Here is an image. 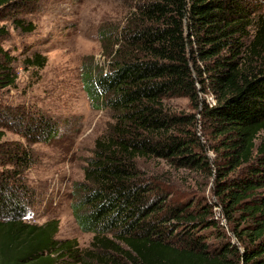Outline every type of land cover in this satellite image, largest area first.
<instances>
[{"label": "trees", "instance_id": "trees-1", "mask_svg": "<svg viewBox=\"0 0 264 264\" xmlns=\"http://www.w3.org/2000/svg\"><path fill=\"white\" fill-rule=\"evenodd\" d=\"M19 1L0 0V13ZM131 1L107 68L89 63L81 72L91 108L111 120L73 189L72 215L92 241L81 249L56 238L59 221L28 222L31 194L22 181L32 161L20 146L3 154L12 168L0 171V264H264V14L252 20L241 0ZM110 36L100 31L102 42ZM46 61L35 53L24 63L41 70ZM15 80L0 65V85ZM206 81L213 106L199 98ZM181 97L219 138L223 163L215 174L194 131L196 115L167 109ZM17 133L28 143L47 142L57 125L37 115ZM144 158L209 173L219 202H175L144 179L137 167Z\"/></svg>", "mask_w": 264, "mask_h": 264}, {"label": "rangeland", "instance_id": "rangeland-1", "mask_svg": "<svg viewBox=\"0 0 264 264\" xmlns=\"http://www.w3.org/2000/svg\"><path fill=\"white\" fill-rule=\"evenodd\" d=\"M241 1L252 20L264 14V0ZM132 6L131 0H20L14 8L0 13V28L5 32L0 34V65L8 66L16 77L13 86L0 85V171L12 168L3 154L16 147L27 148L32 165L24 171L22 182L31 194L28 222L41 225L59 221L56 238L74 239L81 249L89 247L93 234L80 231L74 220L73 189L82 183L95 141L111 122L106 111L91 108L82 87V66L92 63L107 68L106 56L125 27ZM15 19L33 25L34 31L15 28ZM102 30L111 32L105 42L100 38ZM249 33H253L252 27ZM35 53L47 59L41 70L24 63ZM197 65L203 70V64ZM205 86V95L198 87L199 98L213 106L216 101L207 81ZM166 106L170 112L196 115L194 131L215 174V168L223 163L219 138L188 98L170 99ZM37 115L55 122L57 135L47 142L28 143L17 131ZM137 167L146 181L168 191L175 202L198 199L213 204L220 200L214 190L215 177L209 173L176 169L155 158L138 159ZM214 215L231 235L219 208L214 209Z\"/></svg>", "mask_w": 264, "mask_h": 264}]
</instances>
